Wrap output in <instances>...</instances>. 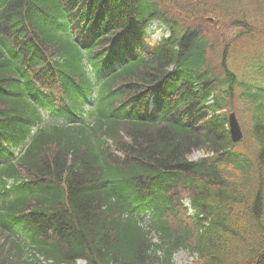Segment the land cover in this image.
Returning a JSON list of instances; mask_svg holds the SVG:
<instances>
[{
  "label": "trees",
  "instance_id": "16d2710c",
  "mask_svg": "<svg viewBox=\"0 0 264 264\" xmlns=\"http://www.w3.org/2000/svg\"><path fill=\"white\" fill-rule=\"evenodd\" d=\"M182 250L264 264V0H0V264Z\"/></svg>",
  "mask_w": 264,
  "mask_h": 264
},
{
  "label": "rangeland",
  "instance_id": "374dc122",
  "mask_svg": "<svg viewBox=\"0 0 264 264\" xmlns=\"http://www.w3.org/2000/svg\"><path fill=\"white\" fill-rule=\"evenodd\" d=\"M156 25L157 23L153 26L152 30L151 29L148 30L149 35H151V40L154 42L160 40L164 35L168 34L165 27H161L157 29ZM153 30L156 31L153 33ZM203 155H204L203 151H196L195 154L191 156V159L196 160L203 157ZM186 203L189 204L188 201H186ZM191 260L192 258L186 252H180L175 256L176 264H189Z\"/></svg>",
  "mask_w": 264,
  "mask_h": 264
},
{
  "label": "water",
  "instance_id": "95a60500",
  "mask_svg": "<svg viewBox=\"0 0 264 264\" xmlns=\"http://www.w3.org/2000/svg\"><path fill=\"white\" fill-rule=\"evenodd\" d=\"M229 126L232 140L234 142L241 141L244 138V132L235 112L230 115Z\"/></svg>",
  "mask_w": 264,
  "mask_h": 264
}]
</instances>
